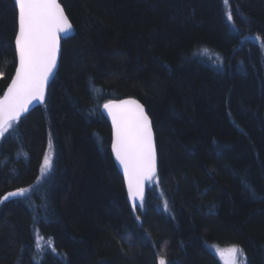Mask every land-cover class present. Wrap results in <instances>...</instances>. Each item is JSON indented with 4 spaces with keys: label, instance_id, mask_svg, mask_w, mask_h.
Wrapping results in <instances>:
<instances>
[{
    "label": "trees",
    "instance_id": "trees-1",
    "mask_svg": "<svg viewBox=\"0 0 264 264\" xmlns=\"http://www.w3.org/2000/svg\"><path fill=\"white\" fill-rule=\"evenodd\" d=\"M60 1L74 33L46 103L0 138V198L32 186L0 204V264H224L218 245L264 264V0ZM17 30L0 0V98ZM126 97L155 129L144 207L102 111Z\"/></svg>",
    "mask_w": 264,
    "mask_h": 264
},
{
    "label": "snow or ice",
    "instance_id": "snow-or-ice-1",
    "mask_svg": "<svg viewBox=\"0 0 264 264\" xmlns=\"http://www.w3.org/2000/svg\"><path fill=\"white\" fill-rule=\"evenodd\" d=\"M224 2L227 3L228 0ZM14 4L17 9L15 48L19 66L6 93L0 98V138L14 129V122H18L21 114L28 111L29 104L33 101H46V88L50 78L55 75L60 34L67 37L73 32V25L58 0H14ZM227 20H233L230 11L227 13ZM103 109L113 122L115 139L112 149L123 166L129 196L134 201L133 207H136V197H139V206L144 207V181L150 180L156 173L152 121L144 106L135 99L108 101ZM51 168L52 161L46 154L41 171L47 173ZM31 190L32 186L29 185L8 192L0 198V204L12 198H26ZM250 190L254 194V189ZM42 239L45 238L37 237V243ZM47 239V247L55 251L54 242ZM237 252L242 254L243 250L237 246L228 249L229 256L233 258L231 264H236ZM160 264H165V261L161 259Z\"/></svg>",
    "mask_w": 264,
    "mask_h": 264
},
{
    "label": "water",
    "instance_id": "water-1",
    "mask_svg": "<svg viewBox=\"0 0 264 264\" xmlns=\"http://www.w3.org/2000/svg\"><path fill=\"white\" fill-rule=\"evenodd\" d=\"M58 2H59V3L61 4V6L63 7L61 1L58 0ZM63 9H64V12H65L66 16L68 17V14H67L66 9H65L64 7H63ZM68 19H69V17H68ZM69 20H70L71 24L73 25L71 19H69ZM73 32H74V30H73ZM73 32H72V33H73ZM72 33H71V34H72ZM71 34H69V36H70ZM60 36H61V39H60V44H59V51H58V54H57V64H56V68L54 69V73H55V75H54V77H51V78H50L49 84H48V86H47V88H46V100H47V95H48V91H49V85L52 83V81H53L54 78L56 77V73H57V71H58V69H59V67H60V60H61V56H62V53H61V52H62V46H63L62 39L65 38V35H64L63 33H61ZM67 37H68V36H67ZM17 55H18V54H17ZM18 66H19V58H18V61H17V67H18ZM14 76H15V73H14V75H13V78H14ZM7 88H8V87H7ZM6 91H7V90H6ZM5 93H6V92H5ZM5 93H4V94H5ZM4 94L1 96V98L4 96ZM125 99H135V100H137L140 104H142V105L144 106L145 112L147 113V115L149 116L150 120L152 121L151 115H149V113H148V111H147V107H146V106H145V105H144L139 99L131 98V97H126V98H123V99H116V100H112V101L119 102V101H121V100H125ZM45 103H46V101L43 102V103H41V102H37V101H33L31 104L28 105V111H27V112H24V113L21 114L20 119L23 118L25 115L29 114L31 111H33V109H35V107L42 106V105H44ZM102 111H103L104 115L109 119L110 124H111V128H113V137H112V139H113V141H114V139H115V134H114V133H115V130H114V126H113V122H112L111 116L108 115V113H107V111H106L105 109H103V106H102ZM152 126H153V122H152ZM153 134H154V142H155V147H156V173L153 175V177H152L150 180H145V181H144V184H143V195H144V198H145V196H146V194H147V193H146V190H147L149 184L152 183V181L158 176L159 171H160V170H159V159H158V148H157V143H156V137H155V129H154V126H153ZM112 143H113V142H112ZM111 150H113V149H112V146H111ZM113 155H114V160L117 162V165H118V168H119L120 172H122V174H123V176H124L125 183H126V187H127V191H128V183H127V178H126L125 173H124V170H123V166H122V165L119 163V161L116 159V156H115L114 151H113ZM128 194H129V191H128ZM129 197H130V196H129ZM130 201H131V204L133 205L134 201H133V199H132L131 197H130ZM139 202H140L139 197H136V199H135V204H137V203H139Z\"/></svg>",
    "mask_w": 264,
    "mask_h": 264
},
{
    "label": "rangeland",
    "instance_id": "rangeland-1",
    "mask_svg": "<svg viewBox=\"0 0 264 264\" xmlns=\"http://www.w3.org/2000/svg\"><path fill=\"white\" fill-rule=\"evenodd\" d=\"M233 246L236 245H230V246L218 245V246H213V250L217 256H220L224 264H231L233 258L229 256L228 249H230ZM238 249H240V247H238ZM222 252L223 255H221ZM235 260H236V264H246V257L243 253L241 254L240 252H237Z\"/></svg>",
    "mask_w": 264,
    "mask_h": 264
},
{
    "label": "bare ground",
    "instance_id": "bare-ground-1",
    "mask_svg": "<svg viewBox=\"0 0 264 264\" xmlns=\"http://www.w3.org/2000/svg\"><path fill=\"white\" fill-rule=\"evenodd\" d=\"M63 7H64V6H63ZM64 8H65V7H64ZM66 11H67V10H66ZM67 14H68V13H67ZM68 17H69V15H68ZM69 19H70V18H69ZM71 21H72V20H71ZM72 23H73V22H72ZM73 30H74V26H73ZM17 31H18V30H17ZM73 33H74V32H73ZM73 33H72V34H73ZM72 34H71V35H72ZM68 37H69V36H68ZM65 38H67V37H65ZM65 38L62 39V42L65 40ZM63 43H64V42H63ZM62 50H63V46H62ZM61 53H62V52H61ZM62 54H63V53H62ZM16 55H17V52H16ZM61 57H62V56H61ZM17 61H18V55H17ZM60 61H61V60H60ZM58 70H59V69H58ZM57 72H58V71H57ZM54 79H55V78H54ZM49 86H50V85H49ZM49 88H50V87H49ZM134 98H135V97H134ZM136 99H137V98H136ZM33 110H34V109H33ZM31 112H32V111H31Z\"/></svg>",
    "mask_w": 264,
    "mask_h": 264
}]
</instances>
